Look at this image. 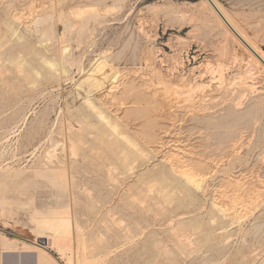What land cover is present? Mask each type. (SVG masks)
I'll return each instance as SVG.
<instances>
[{"label": "rangeland", "instance_id": "374dc122", "mask_svg": "<svg viewBox=\"0 0 264 264\" xmlns=\"http://www.w3.org/2000/svg\"><path fill=\"white\" fill-rule=\"evenodd\" d=\"M120 1L0 0V170L5 168L7 171L10 169L9 171L13 170L15 172L11 173V176L21 173L27 178L26 182L16 186L13 184L15 179L14 181H11V179L0 181V191L5 186L6 191L9 188L16 187L22 193L16 201L9 200L7 202L1 200V196L5 195L0 193V234L5 235L9 239L16 237L44 245L39 242L34 232L33 224L36 216L32 211L31 200L32 202L36 201V204L43 199L46 200L48 198L47 193L52 189L48 180L44 179L38 171L60 168L64 170L65 178H70H68L69 180L67 179L69 182L65 181V184L73 181L65 186H69L70 191L68 188V191L66 189L62 190L65 198L71 200L67 206L69 207L70 205V207H66L65 210L69 209L72 213H69V215L72 217L69 218V215H64V212L67 211L64 208H58L57 211L62 213L60 219L66 218V220L70 219L72 222L67 224L69 230L65 228L66 225L63 229H57V232L64 230L63 232H66L70 237V240L64 246L66 256L59 255L55 250L47 249V252L49 251L48 254L57 261V264H79L78 259L82 254H85L87 259L82 264H175L176 262V264H264V229H260L264 224V158L262 157L264 153V100L256 115L248 116L244 121H240L237 124H233L234 121L232 119H226L224 120L225 122L222 121V116L228 110L227 105L230 103V105H233L235 102L236 104L239 103V105L244 103L243 107L240 105L242 107L240 110L245 111L253 100L257 98L258 93L264 92V75H260L256 69H251L253 67L252 64L248 65L249 67L247 66L248 63H251L248 60V53L245 52L246 50L240 44L235 42L236 40L226 35L220 20L212 12L205 0ZM216 1L222 5L225 11L239 25L247 38L264 52V0ZM168 6L175 11L166 13L162 10ZM72 9H75V11ZM80 12H82V15H80ZM68 13H70V16ZM92 14H95L93 17L95 23L91 19ZM46 15H49L48 19H46ZM90 15H92L91 18ZM10 17L13 18L11 19ZM15 18H18V20L14 21ZM43 18L46 20L45 23ZM88 18H90V21H88ZM37 19H39L38 25L34 23ZM67 21L70 22L68 23ZM64 24L68 28L69 26L70 28L72 27L71 30L67 27L65 30ZM17 30L20 31L18 32ZM82 30L83 34H81ZM50 31L52 34H50ZM78 33H80V36L76 37ZM59 34L64 35V37L62 36V38ZM20 36L23 41L19 40L21 39ZM43 38L46 39L44 40ZM79 45L81 46L79 47ZM63 47L68 49V52L66 51L64 54L65 56L62 55L61 57L64 63L63 66L67 68L68 73L61 74L57 71L58 65H54L55 67L49 66L47 63L44 64L49 67L42 65L41 60L43 59L58 63ZM100 56L106 58L104 66L107 67L104 69L109 71V73L117 72L119 76L118 80L116 79L117 83H106L99 90L102 92L103 97L100 92L96 93L99 94L100 102L97 105L106 119L110 118L108 120L111 123L109 126H113L111 128L115 127V131L109 128L108 122L102 123L104 121L95 117L82 104L84 92H82L83 89H79L77 86V83H80L79 81L84 78V72L89 69L90 63H94L95 58L97 59ZM147 60L149 63L151 62L150 64L148 63L149 65L146 63ZM64 61L68 62L65 63ZM80 63H82V66ZM77 67H80L81 70ZM248 68L250 69L248 70ZM206 69L212 71L208 73ZM248 74H250V77ZM256 75H258L257 79H255ZM252 76L254 77L252 78ZM178 78L182 81L180 83L183 84L182 86L179 84ZM219 78H221V82L220 80L218 81ZM243 79H246L245 82L247 84H245ZM183 81L188 84H184ZM176 82L178 84H174ZM145 83L147 86L144 85ZM110 84L113 86H110ZM189 84L192 87L197 85L200 87L199 85H201L200 88L204 85L205 89H200L201 94L200 90H197L198 95L195 89L193 91L194 97L192 96L193 94L189 93L190 97L192 96L191 99L188 93L184 94L182 92L190 87ZM109 86L111 90H109ZM119 87H122V90ZM180 88L182 91L177 92L178 89L179 91L181 90ZM215 88L218 92H216ZM243 88L248 90L245 91ZM250 88L252 92L249 90ZM75 92L80 94L79 97ZM210 92L211 96L209 95ZM247 92L251 95L245 96L244 94H247ZM179 94L181 96L184 94L188 97L184 96L182 98ZM208 95L210 97H207ZM171 97L177 98L171 99ZM203 97L208 99L205 98L204 100ZM247 97L251 98L247 99ZM186 98L189 99L187 100ZM210 98L214 100H209ZM183 100L185 102L187 100L188 104H185ZM209 102L214 108L211 109ZM206 108L212 112L215 111L218 117L214 115L213 120L215 121L204 116L209 111ZM215 108L219 111H216ZM217 114L221 115V119ZM68 118L71 120H68ZM96 118L101 122H98ZM85 119H88L86 120L87 123L84 122ZM63 120L67 121V125H64L66 121ZM83 125L88 128H84ZM68 127L73 129L70 131ZM74 129L76 130V135L82 134L81 139L75 138ZM78 129H85L90 133L84 131V135ZM107 129L115 132L114 138L111 137L113 132L111 133L110 130L108 132L106 131ZM72 132L73 134H70ZM166 133L168 134L166 135ZM229 133L233 135L234 139L236 138L237 142L233 139L230 142L229 139L233 138L230 136V138L228 137L229 143H227L226 137L230 135ZM235 133H238V135L236 134L237 137L234 136ZM65 134L69 136L65 137ZM120 134L122 138L119 137ZM216 134L222 139L218 140L219 137ZM225 134L227 136L224 137L223 135ZM239 134H241V137L243 136V139ZM105 136L107 139L110 137L112 139L108 141ZM126 138L130 139L129 141L134 144L137 150L140 149L138 152L141 151L143 155L140 152H136L135 147L131 146L133 144L127 142ZM223 138L225 139L223 140ZM68 139L71 140L70 143ZM121 139H126L124 140L125 143L121 144ZM71 142L73 143L71 144ZM126 142L129 144L127 145ZM233 142L236 143H234L235 146ZM127 146L128 151L126 149ZM180 150L182 151L179 152ZM133 151L136 153L134 154ZM137 153L141 154L142 157L145 155L146 159L145 157L144 159L146 162L143 161V158H139L138 156L140 155L137 156ZM170 153L175 157L169 155ZM163 155L165 156L163 157ZM160 158H163L165 162L170 161L167 165L172 169L174 168L175 174L179 177V180L181 179L180 182H163L157 178V171L160 169L157 159ZM66 160H68V164ZM97 160L99 161L96 162ZM123 160H125L124 163L122 162ZM122 163H126L125 166ZM66 165L69 166L66 168ZM188 165L189 168L187 167ZM100 166L102 169L103 166L107 169H98ZM110 166H114L115 170L117 171L118 169V171H111L112 168ZM109 167L111 168L110 171H108ZM129 167L132 169L131 173H133L131 177H129ZM65 169H70L71 171H65ZM139 169H142V171ZM125 170H128L129 173H126ZM181 170L186 171L182 173ZM176 171L181 173L177 174ZM106 172L108 176L113 175L112 179L117 178L114 182L118 181L117 184L120 187L122 186L121 190L118 185L111 184L113 180L109 181L110 178ZM68 173L71 174L69 175ZM109 173H112V175ZM120 173L125 176V180L124 177H120ZM117 175H120L119 178ZM40 176L42 179L39 178ZM89 176L90 178H88ZM190 179L195 180V184L191 183V187L193 186L192 188H194V185L198 184V190L190 192L184 188V181L188 183ZM124 181L127 182L125 186ZM129 184L136 188L130 189L132 193L127 189ZM81 189L86 193H83ZM138 189H141L140 193H136ZM165 189H168L166 190L167 192H165ZM175 189L179 190L182 195ZM142 193L147 196L146 198L143 197L144 199L147 200L150 197L149 201H147V203L151 202L150 205H147L146 201L142 200ZM244 194L247 198L244 197ZM130 195H134L132 196V201ZM119 197L125 202L118 201ZM138 197L141 201L140 203H137L139 202L137 201ZM165 198L169 199L167 200L168 202L165 201ZM242 200L245 201V204L240 207L239 202ZM158 202L160 207L159 205L156 206ZM209 202L213 205V208ZM215 202H217L215 205L218 207L213 204ZM142 203L144 205L146 203L147 207L150 206L153 209L149 207V210L146 206H141ZM153 203H155L156 208ZM237 204L238 206H236ZM161 206L164 208H161ZM214 206L216 210H214ZM157 207L160 208L159 211L165 209V212L162 210V213L164 212L165 214L163 213V215L159 212ZM219 207L223 211L224 208L228 209H226L227 211L225 210V213L218 209L220 213L224 214L223 216L220 213L217 215V208ZM105 209L107 211L109 209L108 212H113L108 213ZM145 209L147 210L145 211ZM150 211L154 212V214H151ZM226 212L228 213L226 214ZM239 212H242V218ZM107 213L109 214L108 216L106 215ZM156 214L161 215V217L157 215L158 217L156 218ZM233 214H238V216H233ZM45 216L44 214L41 215L43 218ZM231 217H238V220L241 218L239 220L241 222L239 223L236 218L232 221ZM110 218L114 219L113 224L116 221L117 226H120L118 227L119 229L115 226L116 224L113 226ZM227 218L230 221H227ZM170 220H173L172 224H170ZM110 223L112 226H110ZM135 224H138V227ZM235 224L238 226L235 227ZM172 225L175 229L170 231V229H173ZM175 225L179 228L180 233L176 235H179L178 237L181 240L174 237L175 234H173L174 236L170 235V233L177 231ZM180 225L182 226L180 227ZM121 226H123L122 229ZM128 228L131 230H128ZM126 231L130 232L127 233ZM257 231L260 232L258 233ZM99 232L100 241H102V238L103 240L107 239L108 242L105 244L112 246L108 257L96 256L104 245L102 244L104 241L101 244L94 242L98 240ZM123 234L125 236H122ZM127 234L130 235L128 236ZM135 235L136 238H134ZM90 238L93 241H90ZM176 238L178 242L179 240L184 241L183 243L187 244L186 247H184L183 243H178L182 246L180 250L179 246H177ZM156 242L163 244L161 248H158ZM168 242H172L171 245L174 244V246H171ZM94 244H97V246ZM19 245L22 246L21 243ZM165 249L171 252L169 255L173 254L171 257L169 256L171 259L166 256L168 251L165 254ZM160 250L164 251V253L162 254ZM160 255H162L161 258ZM31 262V264H35L33 258Z\"/></svg>", "mask_w": 264, "mask_h": 264}, {"label": "bare ground", "instance_id": "6f19581e", "mask_svg": "<svg viewBox=\"0 0 264 264\" xmlns=\"http://www.w3.org/2000/svg\"><path fill=\"white\" fill-rule=\"evenodd\" d=\"M121 1H124V0H121ZM120 1V2H121ZM248 1H250V0H248ZM205 2L210 6V8H211V10H212V12L217 16V18L220 20V24H221V26L224 28V31H225V33H226V35H229V36H231V38H233L234 40H236L235 42H237L238 44H240L246 51V53H248V60L251 62V63H248L247 64V66L248 65H251L252 64V66L253 67H251V69H256L257 70V72L258 73H260V75L262 74V75H264V52L260 49V48H258L257 46H255L254 45V43L251 41V40H249L248 38H247V36L245 35V33L240 29V27H239V25L233 20V18L225 11V9L222 7V5L218 2V1H216V0H205ZM124 3V2H123ZM205 4V3H204ZM75 8V7H74ZM79 8V7H78ZM91 8V7H90ZM86 9V8H85ZM70 10V9H69ZM72 10H74L75 11V9H72ZM91 10V9H90ZM164 12H166V13H171V12H174L175 10L173 9V8H171V7H166V8H163L162 9ZM77 11H80V10H77ZM85 11V10H84ZM83 11V12H84ZM177 11V10H176ZM94 12V11H93ZM74 13V12H73ZM72 13V14H73ZM81 14L80 15H82V12H80ZM92 13V12H91ZM91 13H89V14H91ZM95 13H96V11H95ZM98 13V12H97ZM70 13H68V15H69ZM77 14V13H76ZM89 14H88V17H89ZM13 15V14H12ZM50 15V14H49ZM48 15V16H49ZM74 15H75V13H74ZM93 15V16H92ZM92 15H90V18H91V16H92V18L91 19H93V17H94V15L95 14H92ZM47 16V15H46ZM45 16V17H46ZM48 16L46 17V19H48ZM70 16V15H69ZM87 16V15H86ZM85 16V17H86ZM13 17H15V16H13ZM13 17H10L11 19L13 18ZM85 17H84V19H85ZM50 18H51V16H50ZM69 18V17H68ZM87 18V17H86ZM90 18H88V21H90L89 19ZM97 18H99L98 16H97ZM96 18V19H97ZM44 19V23L46 22V20H45V18H43ZM83 19V20H84ZM15 20H18V18L16 19H14V21ZM38 20L39 19H37V21L35 20V24L36 25H38ZM42 21V20H41ZM85 21H86V19H85ZM115 21V20H114ZM38 22V23H37ZM68 22V21H67ZM70 22V21H69ZM68 22V23H69ZM93 22H94V19H93ZM13 23H15V22H13ZM42 23V22H41ZM89 23V22H88ZM88 23H87V25H88ZM95 23V22H94ZM34 24V25H35ZM85 24H86V22H85ZM81 25H82V23H81ZM41 26V25H40ZM64 26H65V24H64ZM85 26V25H84ZM220 26V27H221ZM12 27V26H11ZM23 27V26H22ZM25 27V26H24ZM36 27V26H35ZM67 26H65V30L68 28H66ZM81 27V26H80ZM80 27H79V30H80ZM8 28V27H7ZM51 28H52V26H51ZM72 28V27H71ZM71 28H70V26H69V30H71ZM82 28H83V26H82ZM93 28V27H92ZM10 29H12V28H10ZM35 30V29H34ZM48 30H49V28H48ZM52 30V29H51ZM63 30H64V27H63ZM85 30V29H84ZM14 32H16L15 30H13ZM18 31V30H17ZM20 31V30H19ZM18 31V32H19ZM38 31V30H37ZM13 32V33H14ZM36 32V31H35ZM51 32V31H50ZM67 32V31H66ZM91 32V31H90ZM12 33V34H13ZM44 33V32H43ZM42 33V34H43ZM48 33V32H47ZM220 33V32H219ZM30 34V33H29ZM36 34V33H35ZM50 34H52V32L50 33ZM80 33H78V34H76V37L79 35ZM81 34H83V30H82V32H81ZM37 35V34H36ZM35 35V36H36ZM43 35H45V34H43ZM61 37L63 36L64 37V35H61V34H59ZM16 36H17V34H16ZM15 36V37H16ZM21 36H22V34H21ZM20 36V37H21ZM48 36V35H47ZM80 36V35H79ZM78 36V37H79ZM13 37H14V34H13ZM19 37V38H20ZM24 37V36H23ZM32 37V36H31ZM44 37V36H43ZM50 37V36H49ZM52 37V36H51ZM62 37V38H63ZM91 37V36H90ZM93 38V37H92ZM12 39V38H11ZM18 39V38H17ZM16 39V40H17ZM40 39H41V37H40ZM44 39V38H43ZM46 39V38H45ZM44 39V40H45ZM50 39H52V38H50ZM54 39V38H53ZM57 39V38H56ZM69 39H70V37H69ZM226 39V38H225ZM19 40H22V37H21V39H19ZM95 40V39H94ZM227 40V39H226ZM18 41V40H17ZM23 41V40H22ZM39 41V40H38ZM48 41H49V39H48ZM40 43L41 44H43L41 41H40ZM40 43H38V44H40ZM51 43V42H50ZM92 43V42H91ZM94 43V42H93ZM48 45V44H47ZM95 45V44H94ZM76 46V45H75ZM81 45H79V47H80ZM90 46V45H89ZM5 47V46H4ZM67 48V47H66ZM66 48H64L63 47V50H61V52H60V60H59V62L58 63H55V62H53V61H46L45 59H43V60H41L42 61V65L45 63H47V64H49V66L50 65H52V66H59V68H57V71H59L61 74H63V73H68L69 71L67 70V68H65L64 66H63V61H62V59H61V57H62V55L63 56H65L64 54H65V52L67 51L68 52V49H66ZM77 48V47H76ZM50 49V48H49ZM66 49V50H65ZM77 50H79L78 48H77ZM90 50V49H89ZM84 53V52H83ZM87 54H88V52H86ZM85 53V54H86ZM67 55H68V53H67ZM66 55V56H67ZM70 55H71V52H70ZM17 58V57H16ZM67 58V57H66ZM155 58V57H154ZM153 58V59H154ZM13 59V58H12ZM42 59V58H41ZM54 59V58H53ZM106 58H104V56L103 57H99V58H95V60H94V63L93 62H91L90 63V67H89V69L87 70V71H85L84 72V74H85V76H84V78L81 80V81H79L80 83H77V86L79 87V89H83L82 90V92H84V95H82L81 97L83 98V101H82V104L84 105V106H86V108L88 109V110H90V112L95 116V117H98L101 121H104V122H102V123H109L108 124V126L111 124L108 120L110 119V118H108V120L106 119V117L103 115V112L101 111V109L99 108V106L97 105L98 103L100 104V102H99V98H98V95L99 94H96L97 92H100L99 90L101 89V88H103L104 86H105V84L107 83H112V82H116V79L119 77L118 75H117V72H111V73H109V71H107V70H105L104 68L105 67H107V66H104V60H105ZM153 59H151V60H153ZM10 60V59H9ZM65 60V59H64ZM156 60V59H155ZM11 61H13V60H11ZM15 61V60H14ZM40 61V60H39ZM40 61V62H41ZM65 63H67L68 61H64ZM78 62V61H77ZM76 62V63H77ZM147 64L149 63L148 62V60H147V62H146ZM151 63V62H150ZM149 63V64H150ZM155 63V62H154ZM44 64V65H45ZM148 64V65H149ZM79 65V64H78ZM80 65L82 66V63H80ZM155 65V64H154ZM176 65H179V64H176ZM45 66H48V65H45ZM48 66V67H49ZM54 66V67H55ZM151 66V65H150ZM206 66V65H205ZM208 66H209V64H208ZM207 66V67H208ZM172 67V66H171ZM176 67V66H175ZM210 67V66H209ZM208 67V68H209ZM249 67V66H248ZM51 68V67H50ZM78 68V67H77ZM76 68V69H77ZM196 68V67H195ZM205 68V67H204ZM247 68V67H246ZM53 69V68H52ZM52 69H51V71H52ZM78 69H80V67L78 68ZM211 69V68H210ZM250 68H248V70H249ZM55 70V69H54ZM81 70V69H80ZM113 70H115V69H113ZM207 71H208V73L210 72V71H212V70H208V69H206ZM77 71V70H76ZM79 71V70H78ZM112 71V70H111ZM170 71H172V70H170ZM255 71V70H254ZM154 72V71H153ZM206 72V71H205ZM248 72H250V71H248ZM59 73V74H60ZM152 73V72H151ZM155 73H157V72H155ZM207 73V74H208ZM255 73V72H254ZM257 73V74H258ZM52 74V73H51ZM82 75H84L83 73H81ZM153 74V73H152ZM206 74V73H205ZM213 74V73H212ZM212 74H211V76H212ZM251 74H253L252 72H251ZM249 75V77H250V74H248ZM255 75V74H254ZM61 76V75H60ZM183 76V75H182ZM221 76V75H220ZM257 76L258 75H256V78L255 79H257ZM123 77V76H122ZM157 77V76H156ZM219 77V76H218ZM254 76H252V78H253ZM60 78V77H59ZM182 78V77H181ZM240 78V77H239ZM259 78V77H258ZM61 79V78H60ZM121 79V78H120ZM124 79V78H123ZM122 79V80H123ZM127 79V78H126ZM185 79V78H184ZM238 79V78H237ZM236 79V80H237ZM65 80V79H64ZM118 80V79H117ZM122 80H120V81H122ZM165 80V79H164ZM178 80H179V78H178ZM177 80V81H178ZM183 80V79H182ZM220 80V82H221V78H219L218 79V81ZM245 80L246 79H243V81L245 82ZM6 81V80H5ZM142 81V80H141ZM153 81V80H152ZM157 81V80H156ZM159 81V80H158ZM184 81H186V80H184ZM183 81V82H184ZM260 81V80H259ZM118 82V81H117ZM116 82V83H117ZM126 82H127V80H126ZM148 82V81H147ZM182 81H180L179 80V84L181 83ZM220 82H218V83H220ZM240 82H241V80H240ZM250 82V81H249ZM76 83V82H75ZM142 83V82H141ZM169 83H171L170 81H169ZM185 83H187V82H184V84ZM238 83H239V81H238ZM253 83V82H252ZM258 83V82H257ZM257 83H255V84H257ZM121 84V83H120ZM161 84V83H160ZM164 84V83H163ZM174 84H178L177 82L176 83H174ZM188 84V83H187ZM222 84V83H221ZM239 84H241V83H239ZM243 84V83H242ZM245 84H247V82H245ZM254 84V83H253ZM252 84V85H253ZM262 84V83H261ZM112 84H110V86H111ZM115 85V84H114ZM119 85V84H118ZM145 86H147L146 85V83L144 84ZM159 85V84H158ZM158 85H156V86H158ZM162 85V84H161ZM181 86L183 85V84H180ZM179 85V86H180ZM194 85V84H193ZM244 85V84H243ZM250 85V84H249ZM263 85V84H262ZM110 86L108 87V88H110ZM113 86V85H112ZM120 86V85H119ZM189 86H190V84H189ZM195 86V85H194ZM200 87H201V85H199ZM203 87L202 88H200V87H198V85L197 86H195V87H192V85L189 87V88H187V90L186 91H182V89L179 91V89H178V91L177 92H184V94H186V93H188V96L190 97V94L189 93H191V94H193V91H195V89H196V94L198 95V92H197V90H200V89H205L204 87V85H202ZM246 86V85H245ZM245 86H244V88H245ZM149 87V86H148ZM186 87H188V86H186ZM219 87V86H218ZM218 87H216L217 89H218ZM243 87V86H242ZM247 87H250V86H247ZM256 87V86H255ZM255 87H251V88H255ZM115 88H116V85H115ZM119 88H121V90H122V87H119ZM164 88V87H163ZM177 88V87H176ZM185 88V87H184ZM216 88H215V90H216ZM221 88V87H220ZM220 88H219V90H220ZM240 88V87H239ZM243 88V89H244ZM251 88L249 89L250 91H251ZM77 89V88H76ZM78 89V90H79ZM117 89V88H116ZM149 89V88H148ZM109 90H111V88L109 89ZM156 90V89H155ZM163 90V89H162ZM177 90V89H176ZM215 90H214V92H215ZM240 91H241V89H239ZM245 90V89H244ZM243 90V92L245 93V91L246 90H248L247 88H246V90L244 91ZM256 90H257V88H256ZM79 91H81V90H79ZM102 91V90H101ZM116 91V90H115ZM208 91V90H207ZM207 91H206V95H207ZM250 91H248V92H250ZM258 91V90H257ZM260 91V90H259ZM105 92V91H104ZM173 92H174V89H173ZM173 92H172V94H173ZM203 92H204V90H203ZM212 92V91H211ZM211 92H210V96H211ZM216 92H218V90H216ZM248 92H247V94H244L245 96L247 95H251V94H248ZM252 92V91H251ZM256 92V91H255ZM75 94H76V92H75ZM97 96H96V95ZM100 94H101V96H102V92H100ZM112 94H113V92H112ZM118 94H119V91H118ZM171 94V95H172ZM175 94H176V91H175ZM175 94H173V95H175ZM184 94H182V96L179 94V96L180 97H184V96H186V97H188L187 95H184ZM200 94H201V90H200ZM253 94H254V92H253ZM253 94H252V96H253ZM76 95H78V97H79V95L80 94H76ZM123 95V94H122ZM178 95V94H177ZM176 95V96H177ZM197 95H195V96H197ZM207 96V97H210V96ZM214 95V94H213ZM256 95H257V92H256ZM100 96V97H101ZM106 96V95H105ZM178 96V97H179ZM193 97H194V94L192 95ZM191 96V97H192ZM203 96H205V95H203ZM103 97V96H102ZM107 97V96H106ZM190 97V98H191ZM207 97H205L206 99H208ZM108 98V97H107ZM172 98H175V97H171V99ZM177 98V97H176ZM175 98V99H176ZM201 98H202V96H201ZM204 98V97H203ZM205 98H204V100H205ZM251 98V97H250ZM250 98H248L247 97V99H250ZM255 98V97H254ZM169 99V98H168ZM185 99V98H184ZM187 100L189 99V98H186ZM192 99V98H191ZM190 99V100H191ZM198 99V98H197ZM197 99H195V100H197ZM212 98H210L209 100H211ZM214 99H215V97H214ZM214 99H212V100H214ZM246 99V98H245ZM109 100V99H108ZM170 100V99H169ZM187 100H186V102H187ZM209 100H207V101H209ZM232 101H233V99H231ZM263 100H264V92H259L258 93V96H257V98H255L254 100H253V102H252V104L248 107V109L247 110H245V111H242V110H240V108H242L243 106V104L241 105V103H240V105L242 106H240L239 105V103H237L236 104V102L234 103L235 105H237V107H238V105H239V109L237 108V107H235V105L233 106V105H227L228 106V110H227V112H226V114L224 115V116H222V121H224V120H226V119H232L234 122H233V124L235 123V124H237L238 122H240V121H244L248 116H251V115H256V113L258 112V109L263 105ZM81 101V100H80ZM114 101V100H113ZM177 101V100H176ZM184 101V100H183ZM200 101H201V99H200ZM199 101V102H200ZM243 101V100H242ZM115 102V101H114ZM185 101H184V103L185 104H188V102L186 103ZM190 102V101H189ZM195 102V101H194ZM198 102V103H199ZM206 102V101H205ZM204 102V103H205ZM230 102V101H229ZM228 102V103H229ZM241 102V101H240ZM247 102V101H246ZM245 102V103H246ZM183 103V102H182ZM203 103V102H202ZM208 103V102H207ZM206 103V104H207ZM211 102H209V104H210ZM213 103H214V101H213ZM212 103V104H213ZM226 103V102H225ZM227 103V104H228ZM191 104V103H190ZM200 104V103H199ZM208 104V105H209ZM176 105V104H175ZM201 105H203V104H201ZM211 105V104H210ZM215 105V104H214ZM223 105V104H222ZM125 106V105H124ZM178 106H179V104H178ZM181 106V105H180ZM196 106V105H195ZM213 105H211V109L212 108H214V106L212 107ZM223 106H225V105H223ZM226 106V107H227ZM74 107V106H73ZM182 107H183V104H182ZM188 107V106H187ZM186 107V108H187ZM202 107V106H201ZM201 107H199V108H201ZM216 107V106H215ZM75 108H77V107H75ZM204 108V107H203ZM220 108V107H219ZM221 108L223 109V107L221 106ZM73 109V108H72ZM176 109V108H175ZM193 109V108H192ZM198 109V108H197ZM202 109V108H201ZM205 109V108H204ZM203 109V111H205ZM216 109V108H215ZM214 109V110H215ZM185 110V109H184ZM199 110V109H198ZM197 110V111H198ZM206 110H209V109H207L206 108ZM73 111V110H72ZM190 111V110H189ZM196 111V112H197ZM201 111V110H200ZM216 111H219V110H217L216 109ZM179 112V111H178ZM199 112V111H198ZM202 112V111H201ZM204 113V112H203ZM223 113V112H222ZM221 113V114H222ZM124 114V113H123ZM177 114V113H176ZM191 114V113H190ZM193 114V113H192ZM201 114V113H200ZM219 114H220V112H219ZM125 115V114H124ZM178 115V114H177ZM216 116V114H215V111L214 112H212V111H208L204 116L205 117H207L208 119H212L213 120V118ZM218 115V114H217ZM179 116V115H178ZM219 116V115H218ZM221 116V115H220ZM219 116V117H220ZM119 117V116H118ZM217 117V116H216ZM65 118V117H64ZM98 118H96V119H98ZM180 118H183V117H180ZM192 118V117H191ZM203 118V117H202ZM218 118V117H217ZM255 118V117H254ZM26 119V118H25ZM63 119V118H62ZM99 119H98V122H101V121H99ZM216 119V118H215ZM220 119H221V117H220ZM68 120H71V119H69L68 118ZM84 120V119H83ZM86 120H88V119H85V121L84 122H86ZM204 120H205V118H204ZM207 120V119H206ZM211 120V121H212ZM217 120V119H216ZM63 121H66V120H63ZM123 121V120H122ZM213 121H215V120H213ZM212 121V122H213ZM221 121V122H222ZM77 122V121H76ZM81 122V121H80ZM225 122V121H224ZM251 122V121H250ZM253 122V121H252ZM255 122H256V120H255ZM67 123V121L65 122V124L64 125H67L66 124ZM69 123V122H68ZM87 123V122H86ZM169 123V122H168ZM172 123V122H171ZM182 123V122H181ZM23 124V123H22ZM25 124V123H24ZM77 124H79V123H77ZM94 124V123H93ZM167 124V123H166ZM209 124H211V123H209ZM252 124V123H251ZM68 125H70V124H68ZM80 125V124H79ZM79 125H77V126H79ZM85 125V124H84ZM84 125H83V127H84ZM86 125H88V124H86ZM105 125H107V124H105ZM169 125H171V124H169ZM176 125V124H175ZM248 125V124H247ZM253 125V124H252ZM61 126H63V125H61ZM75 126V125H74ZM89 126V125H88ZM115 126V125H114ZM172 126V125H171ZM229 126H231V124H229ZM71 127V126H70ZM85 127H87V126H85ZM84 127V128H85ZM111 127H113V126H111ZM110 126H109V128H111ZM206 127V126H205ZM225 127H227V126H225ZM69 128V127H68ZM67 128V129H68ZM80 128H82V127H80ZM88 128V127H87ZM107 128V127H106ZM229 128V127H228ZM61 129V128H60ZM65 129H66V127H65ZM64 129V130H65ZM70 129V128H69ZM68 129V130H69ZM71 129H73V128H71ZM71 129H70V131H71ZM111 129H115V127L114 128H111ZM111 129H109L110 130V132L112 133L113 132V130H111ZM117 129H118V127H117ZM137 129V128H136ZM175 129V128H174ZM12 130V129H11ZM68 130H66L67 132H68ZM75 130V129H74ZM73 130V132H74V134H75V132H76V130L74 131ZM79 130V129H78ZM90 130V129H89ZM109 130L107 129L106 131H108L109 132ZM171 130V129H170ZM176 130V129H175ZM174 130V131H175ZM61 131H62V129H61ZM69 131V132H70ZM79 131H82L81 133H83L84 134V131H88V130H83V129H80ZM78 131V132H79ZM115 131V130H114ZM169 131V130H168ZM172 131H173V129H172ZM216 131V130H215ZM242 131V130H241ZM73 132L72 133H70V134H73ZM89 132V131H88ZM235 132H237V131H235ZM65 133V132H64ZM80 133V132H79ZM90 133V132H89ZM114 133L115 132H113L112 133V135H111V137L112 138H114ZM120 133V132H119ZM163 133V132H162ZM174 133V132H173ZM172 133V134H173ZM176 133V132H175ZM228 133V132H227ZM226 133V134H227ZM238 133H239V130H238ZM238 133H235L234 134V136L235 137H237V135H238ZM67 134V133H66ZM65 134V135H66ZM165 134V133H164ZM168 133H166V135H167ZM171 134V133H170ZM224 134V133H223ZM223 135L224 137L225 136H227V135ZM230 134V135H229ZM228 135L229 136H227L226 138H227V143H229L228 141L230 140V142H231V139H233V140H235L234 139V137H233V135H231V133H229ZM233 134V133H232ZM237 134V135H236ZM76 135V134H75ZM80 135V136H79ZM77 134L76 136H75V138L77 137V138H80L81 137V135L82 134ZM85 135V134H84ZM217 135V134H216ZM218 135H219V133H218ZM217 135V136H218ZM69 136V135H68ZM67 135L65 136V137H68ZM71 136V135H70ZM115 136H117V135H115ZM215 136L216 138H218V140L219 139H222V138H220V136ZM222 136V137H223ZM230 136H232L233 138H230ZM239 136L241 137V134H239ZM238 136V137H239ZM73 138H74V136H72ZM90 137V136H89ZM108 138L107 139V137L105 136V138L109 141V139H112V138ZM119 137L120 138H122L121 137V134L119 135ZM168 137V136H167ZM166 137V138H167ZM228 137L230 138L229 140H228ZM76 138V139H77ZM83 138H84V136H83ZM91 138H93V137H91ZM124 138V137H123ZM165 138V139H166ZM171 138H172V135H171ZM242 139H243V136L241 137ZM75 139V140H76ZM81 139V138H80ZM79 139V140H80ZM127 139V138H126ZM126 139H121L122 141H121V144H123V142H124V140H126ZM167 139H169V138H167ZM173 139V138H172ZM171 139V140H172ZM225 138H223V140H224ZM51 140V139H50ZM69 140V143H70V139H68ZM116 140H117V138H116ZM128 141L127 142H129V143H131V141H129L130 139H127ZM162 140V139H161ZM160 140V141H161ZM163 140H164V138H163ZM240 140V139H239ZM53 141V140H52ZM74 141V140H73ZM77 141V140H76ZM84 141V140H83ZM82 141V142H83ZM236 141V140H235ZM120 142V141H119ZM126 142V144L128 145L129 143H127ZM170 142V141H169ZM220 142V141H219ZM222 142V141H221ZM225 142V141H224ZM237 142V141H236ZM52 143V142H51ZM54 143V142H53ZM73 142H71V144H72ZM75 143V142H74ZM78 144L80 143V142H77ZM125 143V142H124ZM162 143V142H161ZM163 143H164V141H163ZM162 143V144H163ZM226 143V144H227ZM235 142H233V144H234ZM241 143H242V140H241ZM55 144H57V143H55ZM76 144V143H75ZM75 144H73V145H75ZM81 144V143H80ZM109 144V143H108ZM131 144H133V143H131ZM130 144V145H131ZM167 144V143H166ZM236 144V143H235ZM235 144H234V146H235ZM238 144V143H237ZM239 144H240V142H239ZM244 144V143H243ZM52 145V144H51ZM129 145V146H130ZM145 145V144H144ZM170 145V144H169ZM227 145H229V144H227ZM226 145V147H228ZM232 145V144H231ZM247 145H248V143H247ZM57 146V145H56ZM82 146V145H81ZM90 146V145H89ZM126 146V145H125ZM131 146H133V147H135L134 146V144L133 145H131ZM130 146V147H131ZM230 146V145H229ZM164 147L166 148V146L164 145ZM172 147V146H171ZM222 147H223V145H222ZM226 147H224V148H226ZM233 147V146H232ZM232 147H230V148H232ZM241 147V146H240ZM249 147V146H248ZM87 148H88V146H87ZM113 148V147H112ZM111 148V149H112ZM138 148V147H137ZM148 148H149V146H148ZM151 148V147H150ZM235 148V147H234ZM262 148V147H261ZM264 148V147H263ZM83 149H84V147H83ZM89 149V148H88ZM127 151H128V146H127ZM131 149V148H130ZM133 149V148H132ZM169 149V148H168ZM177 149V148H176ZM175 149V150H176ZM38 150V149H37ZM137 149H136V147H135V151H136ZM138 150H140V149H138ZM138 150L136 151V152H138ZM151 150V149H150ZM161 150V149H160ZM163 150H164V148H163ZM218 150V149H217ZM231 150V149H230ZM263 150V149H262ZM47 151V150H46ZM81 151V150H80ZM93 151V150H92ZM118 151V150H117ZM131 151V150H130ZM135 151H133V153L135 154L136 152ZM174 151V150H173ZM182 150H180L179 152H181ZM186 151V150H185ZM225 151V150H224ZM35 152H36V150H35ZM50 152V151H49ZM123 152H124V150H123ZM123 152H122V154H123ZM132 152V151H131ZM140 153H141V151H139ZM138 152V153H139ZM161 152V151H160ZM159 152V153H160ZM169 152H170V150H169ZM175 152H177V151H175ZM260 152H261V150H260ZM259 152V153H260ZM264 152V151H263ZM262 152V153H263ZM32 153V152H31ZM136 154L137 156L138 155H140V156H138L139 158L141 157V159L143 158L144 159V157H145V159H146V156L144 155V157H142V155L141 154ZM183 153V152H182ZM186 153V152H185ZM33 154H35V153H33ZM134 154H133V156H134ZM152 154H153V152H152ZM163 154V153H162ZM176 154V153H175ZM174 154V155H175ZM74 155H75V153H74ZM115 155V154H114ZM113 155V156H114ZM131 155V154H130ZM148 155V154H147ZM169 155H172L173 156V154H169ZM177 155V154H176ZM184 155V154H183ZM189 155V154H188ZM38 156V155H37ZM47 156V155H46ZM68 156V155H67ZM132 156V157H133ZM165 155H163V157H164ZM172 156H169V157H172ZM179 156V155H178ZM185 156V155H184ZM203 156V155H202ZM208 156V155H207ZM262 156V155H261ZM261 156H260V158H261ZM98 157V156H97ZM120 157V156H119ZM173 157H175V156H173ZM177 157V156H176ZM263 158H264V153H263V156H262ZM66 158V157H65ZM118 158V157H117ZM117 158H115V159H117ZM148 158V157H147ZM192 158V157H191ZM69 159V158H68ZM145 159L143 160V161H145ZM170 159V158H169ZM172 159V158H171ZM188 159V158H187ZM201 159V158H200ZM203 159V158H202ZM207 159V158H206ZM58 160V159H57ZM89 160V159H88ZM150 161H151V159H149ZM166 160H167V158H166ZM191 160V159H190ZM259 160V159H258ZM264 160V159H263ZM68 160H66V162H67ZM99 160H97L96 162H98ZM105 161V160H104ZM124 161L125 160H123L122 162L124 163ZM183 161V160H182ZM185 161V160H184ZM189 161V160H188ZM207 161H208V159H207ZM210 161V160H209ZM57 162V161H56ZM106 162V161H105ZM120 162V161H119ZM127 162V161H126ZM146 162V161H145ZM144 162V163H145ZM168 162H170V161H168ZM167 161L165 162V160L163 159V158H160V159H157V164H160V169L157 171V178H159L161 181H163V182H171V183H173V182H176V181H178V182H180V180H179V177L175 174V172H174V168L172 169L171 167H169L168 165H167V163H168ZM186 162V161H185ZM263 162V161H262ZM59 163V162H58ZM69 162H67V164H68ZM100 163V162H99ZM102 163V162H101ZM122 163V164H123ZM156 163V162H155ZM187 164H189L188 162H186ZM211 163V162H210ZM60 164H61V162H60ZM107 164V163H106ZM126 164V163H125ZM125 164H123L124 166H125ZM146 164V163H145ZM169 164V163H168ZM177 164V163H176ZM61 165H63V164H61ZM100 165V164H99ZM104 165V164H103ZM111 165V164H110ZM127 165H128V163H127ZM148 165H149V163H148ZM152 165V164H151ZM173 165H174V162H173ZM184 165H186V164H184ZM208 165H209V162H208ZM67 166H69V165H66V168H67ZM172 166V165H171ZM178 166H180V165H178ZM211 166V165H210ZM111 167V166H110ZM108 168L109 170L108 171H110V169L112 168V170L111 171H114V172H117L118 171V169H117V171L115 170V167H114V170H113V167H111V168ZM148 167V166H147ZM188 168H189V165L187 166ZM99 168H101V170H103L104 168H105V166H103V169H102V167L100 166V167H98V169ZM130 168V167H129ZM129 168H128V170H129ZM133 168V167H132ZM212 168V167H211ZM105 169H107V168H105ZM123 169H125V168H123ZM176 169H177V167H176ZM178 169H180L179 167H178ZM187 169V168H186ZM191 169V168H190ZM4 170H5V168H4ZM3 169L2 170H0V181L2 182V181H7L8 179H11V181H14V179H15V182H13V184H15V186L16 185H21V184H23L24 182H26V180H27V178H25L24 177V175L22 174L21 175V173H18V175L16 174V176H11L12 174L11 173H15L13 170L12 171H9V170H5L4 171ZM25 170V169H24ZM66 170H70V169H65V171ZM128 170L126 171V173H129L130 172V176L129 177H131V174H133V173H131L132 172V169L130 168V171L128 172ZM139 170H141L142 171V169H139ZM192 170V169H191ZM18 171V170H17ZM32 171V170H31ZM37 171V170H36ZM71 171V170H70ZM106 171V170H105ZM107 171V172H108ZM133 171H135V170H133ZM138 171V170H137ZM140 171V172H141ZM178 171V170H177ZM176 171V172H177ZM183 171H186V170H183ZM183 171L181 170V172L183 173ZM188 171V170H187ZM106 172V173H107ZM180 172V173H181ZM192 172V171H191ZM38 173H40L43 177H44V179H46V180H48V182L50 183V185H51V187H52V189L47 193L48 194V198L46 199V200H41L40 201V203H38V204H36V201L35 202H32V200H31V207H32V211H33V213H34V215L36 216V219H35V221H34V224H33V226H34V232H35V234H36V236H37V239L39 240V242L40 243H42V244H44V245H41V244H36V243H34V242H29V241H26V240H24V239H20V238H13V239H9L8 237H6L5 235H3V234H0V264H31L32 262V258H33V260H34V262H35V264H57V261L53 258V257H51L49 254H48V252H47V249H51V250H55V252H57L59 255H61V256H66V249H64V246H65V244L70 240V237H69V235L65 232H63L64 230H61V232H57V229L58 228H62L63 229V227H65V225H66V229H68L69 228V226L67 225V224H69V222H72V221H70V219H67L66 220V218H61L60 219V216L62 215V213H60V212H58L57 211V209L58 208H64V210H65V208L68 206V202L69 201H71L70 199H68V198H65V196L63 195V192H62V190L63 189H66L67 190V188L69 189V191H70V188H69V186L68 187H65V186H67V185H69V184H71L73 181V179L72 180H70V181H72L71 183H67L66 182V184H65V181H68L70 178L69 177H67V179L65 178V172H64V170L63 169H60V168H58V169H48V170H45V171H38ZM113 173V172H112ZM112 173L110 174V175H112ZM139 173V172H138ZM180 173H178L177 172V174H180ZM207 173V172H206ZM209 173V172H208ZM69 174V173H68ZM71 174V173H70ZM69 174V175H70ZM83 174H85V173H83ZM114 174V173H113ZM124 174V173H123ZM136 174V173H135ZM191 174V173H190ZM66 175H67V172H66ZM121 175V176H120ZM120 177L121 178H123L124 177V180L126 179L125 178V176L124 175H122L121 173H120ZM184 175H185V173H184ZM192 175V174H191ZM199 175H200V173H199ZM94 176V175H93ZM107 176H108V173H107ZM113 176V175H112ZM112 176H108L109 178H110V180L109 181H111V180H113V181H111V184H115V185H118L117 184V182L118 181H115L114 182V180H117V178L115 179H112L111 177ZM118 176V175H117ZM119 176H118V178H119ZM128 176V175H127ZM132 176H136V175H132ZM193 176H195V175H193ZM192 176V177H193ZM204 176V175H203ZM71 177V176H70ZM182 177V176H181ZM180 177V178H181ZM184 177V176H183ZM186 177H187V174H186ZM200 177H202V176H200ZM39 178H41V176L39 177ZM85 178V177H84ZM88 178H90V176L88 177ZM87 178V179H88ZM108 178V179H109ZM189 178H190V175H189ZM198 178V177H197ZM196 178V179H197ZM207 178V177H206ZM42 179V178H41ZM66 179V180H65ZM77 179V178H76ZM135 179V178H134ZM187 179V178H186ZM198 180V179H197ZM200 180V179H199ZM128 181V180H127ZM194 179H190L189 180V182L187 183V181L185 182L184 181V184H185V186H184V188L185 189H187V191H190V192H192L193 190H198V184L195 186L194 185V188H192L191 187V183H194ZM201 181H203V180H201ZM69 182V181H68ZM112 182H114V183H112ZM130 182H131V180H130ZM136 182V181H135ZM134 182V183H135ZM204 182V181H203ZM202 182V183H203ZM110 183V182H109ZM125 183H127V182H125L124 181V186H125ZM83 184V183H82ZM81 184V185H82ZM131 184V183H130ZM129 184V186H127L126 188L127 189H132V188H134V187H132V185H130ZM142 184V183H141ZM195 184V183H194ZM238 184V183H237ZM200 185H202V184H200ZM119 186V185H118ZM143 186H145V185H143ZM142 186V187H143ZM65 187V188H64ZM71 187H72V185H71ZM120 187V186H119ZM122 187V186H121ZM121 187H120V190H121ZM131 187V188H130ZM205 187V186H204ZM83 188V187H82ZM145 188V187H144ZM176 188V187H175ZM79 189V188H78ZM84 189H86V188H84ZM109 189H111V188H109ZM123 189V188H122ZM134 189H136V188H134ZM82 190V192H83V189H81ZM124 190V189H123ZM122 190V191H123ZM141 190V189H140ZM139 189L137 190V192L136 191H133V192H136V193H140L141 191H140ZM154 190V189H153ZM161 190V189H160ZM166 190H168V189H165V192H167ZM175 190H177V189H175ZM64 191V190H63ZM68 191V190H67ZM86 191H87V189H86ZM128 191V190H127ZM132 190H130V192H131ZM139 191V192H138ZM200 191V190H199ZM210 191V190H209ZM212 191V190H211ZM81 192V193H82ZM89 192V191H88ZM112 192V191H111ZM111 192H110V194H111ZM129 192V191H128ZM164 192V191H163ZM165 192H164V194H165ZM177 192L179 193V190H177ZM201 192H202V190H201ZM213 192V191H212ZM0 193L1 194H4L5 196H1L2 197V201H11V200H14V201H16V199H19V196L20 195H22V193L16 188V187H13V188H9L7 191H6V189H5V186H4V188L0 191ZM71 193V192H70ZM83 193H86V192H83ZM132 193V192H131ZM174 193V192H173ZM214 193V192H213ZM248 193V192H247ZM246 193V194H247ZM144 196H143V195ZM141 194V196H142V198L143 197H147V196H145V194L144 193H142ZM180 194V193H179ZM183 194H184V192H183ZM70 195V194H69ZM85 195V194H84ZM89 195V194H88ZM123 195V194H122ZM121 195V196H122ZM180 195H182V193L180 194ZM208 195H210V194H208ZM90 196V195H89ZM119 196V195H118ZM132 196H134V195H132ZM132 196L130 195V197H131V201H132ZM170 196V195H169ZM207 196V195H206ZM88 197V196H87ZM123 197V196H122ZM130 197H129V199H130ZM140 197V196H139ZM139 197H138V199H137V201H139V202H137V203H140L141 201L139 200ZM172 197H174V195H172ZM172 197H170V198H172ZM209 197V196H208ZM213 197V196H212ZM211 197V198H212ZM240 197V196H239ZM244 197H246L245 196V194H244ZM251 197H253V196H251ZM70 198V197H69ZM117 198V197H116ZM120 198V197H119ZM125 198V197H124ZM149 198L150 197H148L147 198V200L146 199H142V200H145L146 201V203H147V201H149ZM168 198V197H167ZM241 198V197H240ZM247 198V197H246ZM161 199H163V197H161ZM166 199V198H165ZM164 199V200H165ZM242 199H243V196H242ZM249 199V198H248ZM251 199V198H250ZM115 200V199H114ZM163 200V202H168L167 200H169V199H166L165 201ZM217 200V199H216ZM239 200V199H238ZM237 200V201H238ZM241 200V199H240ZM244 200V199H243ZM241 201V202H239V206L240 207H243V204H245V201ZM247 200V199H246ZM253 200V199H252ZM118 201H122V202H125V200L123 201V199L121 200V198L118 200ZM129 201V200H128ZM144 201V202H145ZM206 201H207V198H206ZM213 201V200H212ZM212 201H211V203H212ZM251 201V200H250ZM127 202V201H126ZM143 202V201H142ZM154 202H156V201H154ZM214 202V201H213ZM218 202V201H217ZM217 202H215V203H213L214 205L217 203ZM232 202H233V200H232ZM236 202V201H235ZM247 202H249L248 200H247ZM246 202V203H247ZM132 203H134V202H132ZM146 203H145V205L142 203V205L141 204H138V205H141V206H146ZM151 203V202H150ZM150 203H147V205L149 204L150 205ZM210 203V202H209ZM210 203V204H211ZM231 203V202H230ZM250 203V202H249ZM114 204V203H113ZM155 203H153V205H154ZM165 204V203H164ZM207 204V203H206ZM219 204V203H218ZM234 204V203H233ZM232 204V205H233ZM252 204V203H251ZM251 204H248V205H251ZM159 205V202H158V204L156 205V206H158ZM212 205V204H211ZM231 205V207H233ZM235 205V204H234ZM112 206V205H111ZM110 206V207H111ZM167 206V205H166ZM215 206H217V205H215ZM214 206V207H215ZM223 206V205H222ZM236 206H238V204L236 205ZM69 207H70V205H69ZM69 207H67V208H69ZM73 207V206H72ZM108 207V206H107ZM136 207V206H135ZM147 207V206H146ZM150 207V206H149ZM149 207H147V208H149ZM154 207H155V205H154ZM159 207H160V205H159ZM159 207H157V208H159ZM218 207V206H217ZM221 207V206H220ZM220 207L219 208H217V211H218V209H219V211H221L220 210ZM225 207H227V206H225ZM230 207V206H229ZM235 207V206H234ZM239 207V208H240ZM247 207V206H246ZM263 207V206H262ZM104 208V207H103ZM109 208V207H108ZM115 208V207H114ZM122 208V207H121ZM145 208V207H144ZM151 209H153L152 207H150ZM150 208H149V210H150ZM156 208V207H155ZM161 208H164V207H162L161 206ZM208 208V207H207ZM212 208H213V205H212ZM238 208V207H237ZM248 208V207H247ZM119 209V208H118ZM135 209V208H134ZM227 209V208H226ZM225 208H224V211L222 210V212L223 213H225V210H226ZM230 209V208H229ZM244 210H245V208H243ZM242 209V210H243ZM67 210V209H66ZM65 210V211H66ZM106 210V209H105ZM104 210V211H105ZM116 210V209H115ZM127 210V209H126ZM130 210V209H129ZM147 209H145V211H146ZM160 210V208L158 209V211ZM162 210L163 209H161V211H159V212H161L162 213ZM165 210V209H164ZM163 210V211H164ZM201 210H203V209H201ZM204 210H206V209H204ZM213 210V209H212ZM214 210H216V207L214 208ZM228 210V209H227ZM226 210V211H227ZM232 210V209H231ZM236 210H238V209H236ZM235 210V211H236ZM107 211V210H106ZM108 211H109V209H108ZM107 211V212H108ZM111 211V210H110ZM134 211V210H133ZM217 211H216V213H217ZM218 211V213H217V215H219V212ZM233 211H234V209H233ZM240 211V210H239ZM68 214H67V213ZM66 212H64V215L66 214V215H69V213H71L70 211H69V209L66 211ZM113 212V211H112ZM112 212H108V213H112ZM130 212V211H129ZM135 212V211H134ZM151 212V211H150ZM165 212V211H164ZM163 212V213H164ZM204 212H206V211H204ZM229 212V211H228ZM228 212H226V214L228 213ZM231 212V211H230ZM244 212V211H243ZM106 214L107 216L109 215V214ZM140 213V212H139ZM142 213V212H141ZM154 214V212H151V214ZM156 213V212H155ZM162 213V214H163ZM223 213H220V215L221 216H223L224 214ZM233 213H235V212H233ZM240 213V216H241V213L242 212H239ZM42 214H44V215H46L44 218L43 217H41V215ZM72 214V213H71ZM101 214V213H100ZM158 214H160V213H158ZM158 214H156V218L158 217V216H160L161 217V215H158ZM165 214V213H164ZM163 214V215H164ZM158 215V216H157ZM199 215V214H198ZM201 215V214H200ZM107 216H106V218H107ZM113 216V215H112ZM154 216V215H153ZM166 216V215H165ZM196 216V215H195ZM233 216H238V214H233ZM70 217H72V216H70L69 215V218ZM113 217H115V216H113ZM164 217V216H163ZM200 217V216H199ZM220 217V216H219ZM99 218H100V216H99ZM223 218V217H222ZM225 218V217H224ZM232 218V221H234V218H236V217H231ZM238 218V217H237ZM236 218V219H237ZM240 218V217H239ZM241 218H242V216H241ZM241 218L239 219V220H241ZM154 219H155V216H154ZM176 219H178V218H176ZM179 219H181L180 217H179ZM236 219H235V221H236ZM112 219L110 218V221H111ZM133 220V219H132ZM156 220V219H155ZM159 220V219H158ZM216 220V219H215ZM224 220V219H223ZM229 219L227 218V221H228ZM238 219H237V221L240 223L241 221H239ZM154 221V220H153ZM153 221H152V223H153ZM178 221V220H177ZM181 221V220H180ZM212 221H214V220H212ZM230 221V220H229ZM113 222H114V219L112 220V224H113ZM171 222V223H170ZM170 224H172L173 223V220H170ZM238 222H236L237 224H239ZM107 223V222H106ZM120 223V222H119ZM168 223V224H169ZM176 223H178V222H176ZM175 223V224H176ZM102 224H104V223H102ZM108 224H109V222H108ZM116 224V225H115ZM169 224V225H170ZM210 224H212V223H210ZM237 224H235V227L236 226H238ZM116 226L117 228L118 227H120V226H117V223H116V221H115V223L113 224V226ZM136 225V224H135ZM177 225H179V224H177ZM231 225L234 227V225L232 224V222H231ZM68 226V227H67ZM104 226H106V225H104ZM110 226H112L111 225V223H110ZM125 226V225H124ZM137 227H138V224L136 225ZM173 226V225H172ZM171 226V227H172ZM176 226V225H175ZM182 225H180V227H181ZM232 226H231V228H232ZM230 227V226H229ZM259 227V226H258ZM106 228V227H105ZM123 228V226H121V229ZM127 228V227H126ZM173 229H170V231L171 230H174L175 229V227L173 226L172 227ZM176 228H177V226H176ZM238 228V227H237ZM262 228L264 229V224H263V226H261V230H262ZM109 229V228H108ZM111 229H113L112 227H111ZM119 229V228H118ZM180 229H182V228H180ZM69 230V229H68ZM128 230H131L130 228H128ZM139 230H140V227H139ZM158 230H160V229H158ZM256 230H258V229H256ZM107 231H109V230H107ZM142 231V230H141ZM140 231V232H141ZM177 231H178V233H177ZM177 231H174V233H170V235H173V234H175V236L174 237H177V238H179L176 234H180L179 233V228H177ZM110 232V231H109ZM122 232V231H121ZM127 232V231H126ZM128 232H130V231H128ZM127 232V233H128ZM143 232V231H142ZM141 232V233H142ZM144 232H145V230H144ZM258 232V231H257ZM260 232V231H259ZM258 232V233H259ZM80 233V232H79ZM132 233V232H131ZM81 234V233H80ZM124 234H125V231H124ZM122 235V236H125V235ZM68 235V236H67ZM79 235V234H78ZM82 235V234H81ZM98 235V234H97ZM128 236L130 235V234H127ZM143 235V234H142ZM257 235V234H256ZM255 235V236H256ZM263 235V234H262ZM92 236V235H91ZM132 236V235H131ZM173 236H172V239H173ZM85 237H87V236H85ZM94 237V236H93ZM92 237V238H93ZM97 237V236H96ZM127 237V236H126ZM142 237V236H141ZM92 238H90L89 240L91 241L92 240ZM95 238V237H94ZM101 238H102V236H101ZM134 238H136V235H135V237ZM176 238V241L178 240ZM83 239V238H82ZM98 239V240H97ZM96 240L97 241H94V242H96V243H100L101 244V242L102 241H104V243L102 242V244H104L103 245V248L101 249V250H99L98 252H97V254H96V256H100V257H108L109 255H110V253H111V248H112V246H109V244L108 245H106L105 243H107L108 242V240L107 239H105V240H107V241H105V240H103V238H102V241H100L101 239H100V232H99V237L97 238ZM131 239V238H130ZM140 239V238H139ZM175 239V238H174ZM180 239V238H179ZM223 239V238H222ZM95 240V239H94ZM124 240V239H123ZM125 240H126V238H125ZM124 240V241H125ZM128 240V239H127ZM181 240V239H180ZM179 240V242L177 241V244L178 243H183L182 241H180ZM93 241V240H92ZM100 241V242H99ZM132 241V240H131ZM167 241H168V239H167ZM172 241V240H171ZM170 242V241H169ZM168 242V244H170L171 245V243H169ZM19 243H21L22 244V246H20L19 245ZM157 243V246H158V248L160 247L161 248V246L163 245V244H161V243H159V242H156ZM158 243H159V245H158ZM174 243V242H173ZM227 243V242H226ZM176 244V245H177ZM184 244V243H183ZM182 244V245H183ZM94 245H96L97 246V244H94ZM185 245V244H184ZM187 245V244H186ZM186 245L184 246V247H186ZM95 246V247H96ZM99 246H101V245H99ZM127 246V245H126ZM125 246V247H126ZM171 246H174V244H172ZM177 246H179V248H180V250H181V248H182V246H180V244H178ZM166 248H167V246H166ZM175 248V247H174ZM168 249V248H167ZM94 250V249H93ZM164 250V249H163ZM160 251H162V250H160ZM168 251V250H167ZM167 251H166V249H165V254L167 253ZM177 251H179V249H177ZM255 251V250H254ZM116 253V252H115ZM160 253V252H159ZM164 253V251H162V254ZM169 253H171V252H169L168 251V254L166 255L168 258H170L172 255L170 254L169 255ZM256 253H257V251H256ZM27 254H29V255H27ZM31 254H33L32 256H31ZM164 254V255H165ZM27 255V256H26ZM252 255V254H251ZM253 255H254V252H253ZM259 255V254H258ZM34 256V257H33ZM161 256L162 255H160V258H161ZM170 256V257H169ZM159 257V256H158ZM165 257V256H164ZM163 257V258H164ZM168 258H166V259H168ZM171 259V258H170ZM261 259H263L262 257H261ZM85 260H87L86 259V256H85V254H82L81 255V257L78 259V262H79V264H82V262L83 261H85ZM168 261V260H167ZM249 261V260H248ZM258 261H260V260H258ZM245 262H247V261H245ZM261 262V261H260ZM169 263H171V262H169ZM177 263V262H176ZM175 263V264H176ZM262 263V262H261ZM172 264V263H171ZM258 264V263H257Z\"/></svg>", "mask_w": 264, "mask_h": 264}]
</instances>
